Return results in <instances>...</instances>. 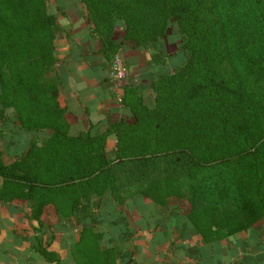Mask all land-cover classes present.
<instances>
[{
    "label": "trees",
    "instance_id": "trees-1",
    "mask_svg": "<svg viewBox=\"0 0 264 264\" xmlns=\"http://www.w3.org/2000/svg\"><path fill=\"white\" fill-rule=\"evenodd\" d=\"M79 2L92 34H101V57L123 45L111 40L118 22L138 49L157 45L160 54L146 64L152 106L142 99L144 87L128 84L121 99L127 120L71 135L57 77L49 76L57 64L55 13L47 0H0V125L50 133L10 164L0 152V204L28 203L37 236L42 211L52 206L59 222L78 228L69 246L73 264H117V250H101L94 226L103 197L116 207L138 198L160 207L185 201V220L207 244L262 223L264 0ZM170 29L185 61L168 71L162 41ZM222 63L232 82L220 73ZM110 135L116 147L108 154ZM37 236L36 252L58 262Z\"/></svg>",
    "mask_w": 264,
    "mask_h": 264
},
{
    "label": "crops",
    "instance_id": "crops-1",
    "mask_svg": "<svg viewBox=\"0 0 264 264\" xmlns=\"http://www.w3.org/2000/svg\"><path fill=\"white\" fill-rule=\"evenodd\" d=\"M62 6L66 14L59 12L57 22L65 21L66 33L57 35L54 40L59 59L53 67V76L59 83L57 102L65 111L71 135L102 131L124 115L127 117L128 112L115 100L116 93L108 80L109 67L100 55V44L91 38L89 25L78 22L83 16L82 11L71 14L73 21L69 22L67 13L74 10L70 2ZM127 58L137 62L129 68L130 79L135 76V70L149 60L147 57L145 63L138 62L143 58L141 54H128ZM144 90L142 94H148ZM144 103L151 106L152 99L145 97ZM115 147L116 138L110 135L105 151L112 152ZM9 151L12 153L14 149L9 148ZM51 209L53 219L57 221L52 206L45 210L50 212ZM188 209V206L160 207L145 198H138L129 206L116 207L103 197L96 210L94 225L102 235L101 250H117V264H264L262 233L249 230L207 244L185 220ZM29 215L30 207L26 202L0 204V264H73L69 246L77 237L54 238L46 251L56 255L58 262L47 261L35 250L37 235L32 229L35 223L29 220Z\"/></svg>",
    "mask_w": 264,
    "mask_h": 264
},
{
    "label": "rangeland",
    "instance_id": "rangeland-1",
    "mask_svg": "<svg viewBox=\"0 0 264 264\" xmlns=\"http://www.w3.org/2000/svg\"><path fill=\"white\" fill-rule=\"evenodd\" d=\"M75 1H76V3H74V0H56V1L55 0H47V5H48L49 11L51 13H53V12L55 13L56 21H57V16L59 14V10L62 11V13L66 14V11H65L66 9L62 8L63 7L62 4H64V3L70 2V5L72 6V9L74 10V12L68 11V13H67L68 17L66 19H67V21L70 20L69 22L73 21V19L71 18V14L73 15L76 11H77V13L82 11L83 16L79 17L78 22L80 24L85 23L86 25H89L91 38H94L95 40H97L98 43L100 44V47H101V37H100L101 34L99 35L100 38L98 37V35L96 33H95V35L92 34L91 31L93 30V27H92V24L89 23V21L87 19V14H86V10H85L84 6L79 2V0H75ZM61 22H62L61 24H59L57 22V25L59 26V33L57 34L58 36H64L66 33V30H64L65 26L63 25V23H65V21H61ZM102 36L104 37L103 34H102ZM111 40L115 43L122 42L123 45L118 50H116L115 52L113 51L110 54H106L105 58L102 57V62L108 68L110 65V61L113 58V56L115 54H120V56L123 57L124 62L127 66L128 76H129V68H131V66H134V64L137 63V62H133V61L128 60V58H127L128 54H141L143 56V58L138 60V62L140 61L141 63H143V62L145 63L146 58L148 57L147 59H149L151 53H159L160 54V50H158V47H157V45H155V43L149 42V43H147V45L144 46V49H141V48L138 49L137 47H135L133 42L126 41L124 39L123 23L122 24L119 22L115 23V27L111 33ZM162 44H163V56H165L166 60H168V69H167L168 71H170L171 68L184 63L185 56L178 49L179 48V34L176 31V29H170L169 31H167V33L164 37V40L162 41ZM145 54L147 55V57H145ZM58 61H59V59L57 57V62ZM146 67H147V65L145 63V65L143 67L141 66L140 68L135 70V76L132 77L131 79L127 76V81L124 85L125 88H130L129 87L130 84H131V88H135L137 86L144 87V89L148 91V94H145V93L142 94L143 101H144L145 97L146 98L148 97V99L153 100L152 86L150 84L152 79L149 78L147 75L148 71L149 72L151 71V68L148 70ZM219 68H220V73H222L224 79L227 80L228 82H232V77L230 75V70H229L228 66L225 63H222ZM49 76L53 77V70L51 71ZM145 90H144V92H145ZM150 92H151V94H150ZM121 102L118 104L121 106V109H123ZM120 120H127V118L124 115L123 118H120L119 120H117L111 124H108V125H112V124H114ZM0 132H2V135H3V137L0 138V152L2 154V161H4L7 164H8V162H10L13 159V156H15L14 155L15 153H16V156H15V158H16L17 156H20L23 153H25V151L28 149L29 145L32 142L39 145V140L50 134L47 131H44L42 133H36L33 131H29V132L21 131L18 123H11V122H4L3 124H1L0 125ZM9 148H11V149L13 148L14 152L11 153L9 151ZM106 153L109 154L112 152L106 151ZM169 205L174 206V207H179V208H182L183 206L189 207L187 202L177 200V199H170ZM45 209H46V207L43 209L42 214L40 216V222H41V226L39 229L40 233L37 236L41 240L42 246L45 247V245H47L48 243H51L54 238H57V239L63 238L66 240V239L72 238L74 236L77 237V234H76V232L78 230L77 227H75L71 223H68V224L63 223V222L61 223L57 220V217H56L57 221H55L53 219V209H51L50 212H46ZM253 231L255 233L264 232V221L262 223L256 225L254 227ZM242 233H245V232H242ZM263 238H264V234H263Z\"/></svg>",
    "mask_w": 264,
    "mask_h": 264
},
{
    "label": "built area",
    "instance_id": "built-area-1",
    "mask_svg": "<svg viewBox=\"0 0 264 264\" xmlns=\"http://www.w3.org/2000/svg\"><path fill=\"white\" fill-rule=\"evenodd\" d=\"M128 70L124 59L120 54H115L110 61L108 80L116 93V102L120 103L123 95V88L127 81Z\"/></svg>",
    "mask_w": 264,
    "mask_h": 264
}]
</instances>
